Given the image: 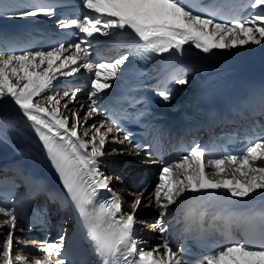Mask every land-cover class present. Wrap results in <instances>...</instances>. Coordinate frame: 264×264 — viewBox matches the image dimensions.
Segmentation results:
<instances>
[{
    "label": "snow or ice",
    "instance_id": "6c2138e0",
    "mask_svg": "<svg viewBox=\"0 0 264 264\" xmlns=\"http://www.w3.org/2000/svg\"><path fill=\"white\" fill-rule=\"evenodd\" d=\"M81 4L83 9L88 10L82 17L59 21L60 28H75L84 34L79 42L70 46L75 49L72 54L66 57L63 55L68 51L63 43L51 50H25L20 54L0 48V99L10 97L32 123L68 197L84 221L87 237L96 255L101 258V264H119L122 248L126 247L132 253L137 251L132 234L137 223L135 210L141 205V200L137 198L131 202L133 212L130 213L123 212L121 201L115 194L109 200L94 204L100 190L112 192L111 178L99 171L98 163L99 158L106 154L105 145L110 138L109 134L116 128L115 123L93 124L82 137L79 134L80 118L76 116V123L70 127L69 119L63 117L59 111L60 101L56 97H46L49 104L57 106L51 111L34 102L35 98L41 97L52 87L57 73L72 75L81 66L95 73V79L91 82L93 91L90 98L111 87L108 81L116 78L120 66L128 56L92 62L89 59L91 54L87 38L96 33L108 36L116 30L120 33L131 30L143 42L145 51L156 54L168 53L173 49L182 53L184 45L189 43L207 54L213 49L264 43V10L247 18L233 17L224 22L214 17L225 14V0H215L214 3L202 5L195 10L190 6L189 0H81ZM249 6H264V0H249ZM17 14L27 17L51 16L53 9L50 5H38ZM57 61L60 63L57 64ZM72 65L77 67H70ZM66 68L69 70L62 71ZM176 82L187 83L183 78H177ZM67 95L66 92L65 96ZM160 95L164 100L169 99L166 91H161ZM92 105L88 116L98 111L95 100ZM63 107L67 108V104ZM101 129L105 131L102 132ZM93 130L94 134L89 138V133ZM128 139L125 135L123 140L116 139L115 142L123 143ZM133 147L139 154L141 146L137 144ZM226 162L238 165L231 170L233 178L210 179L229 171L225 167ZM206 167L215 171L206 172ZM178 170L182 175L172 179ZM235 173L244 177L243 182L235 177ZM258 188L264 189V139L250 144L239 155L222 158L208 157L199 146H193L188 155L180 157L174 164L168 163L162 169L160 183L155 188L154 201L160 210V217H163L169 205L176 203L186 191L199 193L224 189L232 197L244 198ZM0 212L6 217L9 215L3 207H0ZM0 223L10 224L13 231L16 229L15 216ZM150 227L153 230L158 229L161 234L167 231L162 220H157ZM6 235V241L0 242V260L3 264H28L23 255H15V261L13 260V233L9 231ZM260 240L259 246L250 245L243 240L231 241L211 254L188 258L183 254L178 255L168 239L164 238L162 244L153 250H139L138 260L128 261L127 256L124 260L126 264H264V228L261 229ZM62 246V237L57 243H48L41 249L43 258H36L35 264H65V260L60 258ZM161 247L163 254L160 253ZM53 254L57 258L53 259Z\"/></svg>",
    "mask_w": 264,
    "mask_h": 264
},
{
    "label": "bare ground",
    "instance_id": "6f19581e",
    "mask_svg": "<svg viewBox=\"0 0 264 264\" xmlns=\"http://www.w3.org/2000/svg\"><path fill=\"white\" fill-rule=\"evenodd\" d=\"M47 1H51V0H47ZM79 1H81V0H79ZM245 1L249 2V0H245ZM32 6H35L33 0H0V31L10 32V31H15V30L22 31L25 29L38 28L39 26H45L46 24H50L52 21L56 20V18L52 15L51 16L38 15L35 17H27V16H20L17 14V13H20V12H22V11L26 10L27 8L32 7ZM249 10L253 11V10H256V8L250 7ZM261 10H263V9H261ZM86 11H88V10L80 8L78 10L77 14L83 15V13ZM71 29H75V28H71ZM126 31L127 30H125V32ZM125 32L120 33L117 30V35L115 38H116V41L120 47L123 46V44L127 41L126 37H125ZM81 34H83V33H81ZM11 37L12 38H19L20 36L19 35H12ZM115 38H114V40H115ZM116 41L114 43H116ZM185 46H187L193 50H197L198 52L202 53L208 59L209 65H208V67H206L203 65L192 64L190 66L191 70H190L189 76H187L188 79L190 80V81L188 80L189 83H187V85H181L183 87H181L180 84L175 85L173 87L175 100L171 104V107L175 108L177 106H180V110H181L183 104L191 99L192 93L196 89H199L203 84L207 83L208 81L218 82V81H223L227 78H232L234 76H237L239 73L247 70L248 67L259 64V63L261 64L264 62V43H261L259 45H253V44L237 45L234 48H226V49H213L212 52L207 53V54L203 53L201 50L197 49L191 43L186 44ZM69 49H71V47H68V51H69ZM108 52L110 53L109 55H116L118 51L117 50H109ZM111 52L115 53V54H111ZM109 55H108V57H109ZM123 72H124V64H122L120 66V71L117 73L116 78L110 79L108 81V82L113 81V84L111 85V87L104 89L103 92H101V94L99 93L98 97L95 98L97 108L99 107V101L101 100V98L105 94H107L108 92H110L112 90V87H113L115 81L118 79L119 75H121ZM262 79H264V77H262ZM180 88H184L185 90L183 92H180V94H179L177 92L181 91ZM189 89H190V91H189ZM6 98L7 97L0 99V164H3L6 161H15L19 164L24 165V163H26V161L23 159V156H24L26 150L33 151L35 153V155L37 156V160L45 162V158H44L43 154L39 153L37 151V149L32 146V144L30 143V141L27 138H25L24 136L19 134L17 132V130L11 126L10 122H11V119H13L14 117H22V118H26V117L23 115L22 110L19 109V106L16 105L11 98H8V99H6ZM74 101H75L74 108L77 107L76 106L77 104L82 102V101H80V99L78 101L77 100H74ZM40 106L44 107L42 104H40ZM103 110H104V108L98 109L97 113H98L101 121L104 122L105 124H108L106 122V120L104 119V113L102 112ZM94 114H96V112H94ZM90 117L91 116H88L89 120H91ZM97 121L98 120H93L92 121L93 123H91V124H94ZM75 122H76V119H75ZM103 130L105 131V129H103ZM85 131H86V129H85ZM109 137L110 138L108 139L107 143H108V148L110 149V151L108 152L107 158H112V159H109L108 164L113 165V167L110 166L112 168V170L110 167L109 168L111 170L110 175L111 174L112 175L114 174V175H113V178L110 180V187L112 189V192H109L107 190H104V191L107 193V195L109 196L110 199L113 196V194H115L116 197L121 201L123 212L125 211V213H130V212H133L132 205H128L127 199L126 198L123 199V198H121V195L120 196L118 195V193L115 191L116 186L114 187V185H116V183L119 181L123 184H127L130 186H132V184H134V186L132 188L140 190L143 186V183H144L143 181H145V180L150 181V182L152 181V176L154 174L155 169L144 168V167H147V166H144L141 169L136 170V171L131 170L130 173H131L132 178H130L131 180L130 179L126 180V175H127L128 171H126V169H124V167H129L130 163H132V164L134 163V164H136V166H137V164H141V165H152L153 164V165H156V164H158V161H155L154 163L144 162V161H142L143 159H141L142 156L140 154L132 152L126 144L116 143L115 140L116 139L120 140V135L118 134L117 130H115V129H114L113 133L109 134ZM113 149H115L116 151H113ZM124 154H126V156L127 157L129 156V157L127 158L125 156L126 159H124L123 158ZM127 154H129V155H127ZM163 161H164V163H162V164H164V167L168 163L174 162V160H172V157L168 158V156H166V158ZM104 164H105V162L101 161V158H99L98 168H100ZM205 164H206V161H205ZM225 167L229 169L228 172H222L220 174V176L210 177V179H213V180H216V179L231 180L233 178V175L231 174V170L234 169L235 167H238V165H230L226 162ZM205 171L206 172H213V171H215V169H212L210 167H206ZM177 173H178V171H177ZM103 175L107 176L105 174H103ZM234 175L237 179H239L241 182H243L244 177H241L239 175V173H235ZM132 180H135V183L132 182ZM138 183H139V188L137 187ZM143 189L146 190L147 188L145 187ZM216 191L230 195V193H228L224 189L208 190L207 192H216ZM148 192H146L145 194H147ZM195 193L196 192L186 191L181 197H179L177 199L176 203L169 205L168 209L166 210V215L163 216V219H161L165 228L168 226L167 223L170 220L176 219L175 218V215L177 214L176 209H175L176 205L181 200H183L189 196L193 197ZM140 195L141 194L139 193V195H137L136 198H140L141 197ZM237 198L241 199L242 201H252V202L264 201V189L258 188L254 192L250 193L248 197H244V198L237 197ZM152 199H153V196L145 197V199L142 198L143 207H141L140 210L138 208L135 210V217H136V220L138 222L137 225H146L147 220L151 219V217H149L150 215L148 214L147 208H145V206L151 205L153 202ZM146 202H148V203L146 204ZM171 215L173 217L170 219L169 217ZM4 217H5L4 213L0 212V221L4 220ZM55 219L58 220L59 216H57ZM69 225L70 224H67V227H69ZM7 227H11V225L0 223V234H2L4 232L3 230H5ZM134 229H137V226L136 227L134 226ZM168 229H169V226L167 228V231H168ZM57 231H60V226L58 227ZM167 231H166V234H167ZM12 233H13V236L17 235V238H19L21 236L26 237V235L29 236L28 240L26 239V241L22 240L20 242V243H25V244L24 245L20 244L19 246H17L16 251H18V253H20V255H23L26 258V260L31 259L32 262L30 264H35L36 257L43 254L41 249L45 248L47 244H43L42 239L39 237H36L33 232L22 231L21 227H19V226H16L15 231L12 230ZM62 233L56 234V236L53 239L56 240V242H59V240L62 237L61 236ZM132 235H133L132 236L133 241L136 244V243H139L137 241L138 235L142 236L143 234H141L137 230ZM143 236L144 237H141L139 239L140 243L142 244L141 248L138 247V244H136V248L138 249V253H139V250H141V249L145 250L144 249L145 243L147 246L148 245L150 246V244H149L150 240H148L149 238L146 236V234ZM63 237H64V239H63L62 249L66 244L65 234ZM155 240H156V238H151V242L154 241V243H156ZM143 241H145V242H143ZM149 246L146 247V249H148L147 251L154 249L152 246L151 247H149ZM62 249H61V251H62ZM160 250H161L160 253L163 254V248L162 247ZM61 251H60V253H61ZM39 253H40V255H39ZM27 254H29V255H27ZM154 255H155V253H154ZM55 258H57V257H55V255L53 254V259H55ZM13 260L15 261V258Z\"/></svg>",
    "mask_w": 264,
    "mask_h": 264
},
{
    "label": "rangeland",
    "instance_id": "374dc122",
    "mask_svg": "<svg viewBox=\"0 0 264 264\" xmlns=\"http://www.w3.org/2000/svg\"><path fill=\"white\" fill-rule=\"evenodd\" d=\"M261 9L264 10V6H260V7L256 8L257 11L253 10L252 14L255 13V12H259V10L262 11ZM80 35H82V34H80ZM116 35H117V30L114 31L112 35L104 36V35H100L99 33H96V34H94L93 38L92 37L87 38L88 41H89V44L87 46H88L89 52L91 54L89 59L91 60V57H92V58H94V60H91V61L92 62H97V61H101L103 56H106V58H108V55L110 53L105 54L107 49L116 50L115 49L116 46L120 47L119 44L116 41V38H115ZM83 36H84V34H83ZM83 36H81V38ZM114 38H115V40H114ZM115 41H116V43H114ZM111 48H113V49H111ZM73 52H75V49L71 48V49H69V51H66L65 54H63V55L66 57V56L72 54ZM97 54L99 55V58H101V59H96L95 58ZM111 54H115V53L111 52ZM117 55H118V52H117V54L115 56H117ZM59 63L60 62L57 61V64H59ZM82 63H83V61H81V65H82ZM45 67H46V65H45ZM70 67H77V66L76 65H72ZM68 70L69 69L66 68V69H63L62 71H68ZM94 79H95L94 71L93 72H89L88 70L84 69L82 66L79 68V71L74 72L72 74V76L71 75H60L59 73H57L56 78L52 81V87L49 90H47L45 93H43L41 97L35 98L34 102H38L39 104H42L44 107L48 108L49 110H52L54 107H57V106L54 105V104H49V102L47 101L46 97L49 96V95L56 97V99H58L60 101L59 111H60V113H61V115L63 117H67L69 119V126L70 127L76 123L75 122V119H76L75 117L76 116H78L80 118L79 134L81 136H83V133L85 132V129L88 130L93 125V124H91V123H93L92 122L93 120H98L97 122L94 123L96 125H99L102 122L97 112H96V114L92 113V115L90 117L91 120L88 119V111H89L90 107L93 106L92 105V101L95 100V98L98 97V95H99L98 94L96 97H91L90 98L91 92L93 91L92 86H91V82ZM101 79L102 80L104 79L103 75L101 76ZM184 79L187 81V83H189L190 80L188 79L187 76ZM108 83H110V85H112L113 81H110ZM187 83L180 84V86L181 85H187ZM181 87H183V86H181ZM180 90L181 91H178L177 93L180 94V92H183L185 89L184 88H180ZM189 91H190V89H189ZM66 92L68 93L67 96H65ZM73 96H74V99H73ZM5 97H7V96H5ZM8 98H10V97H7L6 99H8ZM79 99L82 102L77 104L76 105L77 107L74 108V104H75L74 100L78 101ZM65 104H67V108L63 107V105H65ZM73 113H75V116H73ZM101 131L103 132L104 130L101 129ZM93 134H94V130L89 133V138ZM104 151H105L106 154L104 156L100 157V158H101V161L105 162V164L99 168V171L102 174H105V175H107V177H110L112 179L114 174L110 175V173H111V170H112L111 167H113V165L108 164L109 159H112V158H107L108 152L110 151V149L108 148V143H106ZM127 155H129V154H127ZM125 156H126V154H124V156H123L124 159H126V157H127V156L126 157ZM144 166H147V165L139 164V166H135L134 163L133 164L130 163L129 167H124V169H126V171H128V173L126 175V180H129L130 178H132L131 173H130L131 170L136 171V170L141 169ZM109 167L111 168V170H110ZM144 168L155 169V171H154V174L152 176V181L151 182L148 181L147 184L142 186V188L140 189L141 191L132 188L134 186V184H132V186H130V185H127V184H123V183H121L119 181H118L119 183L117 182L116 185H114V187L116 186L115 187L116 188L115 191L118 193L119 196L121 195V198H123V199L126 198L127 199L128 205H132L131 202L134 201L135 199H137L136 196L139 195V193H140L141 197L139 199L141 200V205L138 207L139 210L141 209V207H143L142 198L145 199V197L153 196L152 204L145 206V208H147V212L150 215L149 217H151V219L147 220V224L146 225H137L138 224V222H137L135 224V227L137 226L138 232H140L141 234H143V235L146 234V236L149 238L148 240H150L149 241L150 246L149 245L148 246L149 247L152 246L155 249V248H157V246L162 244L163 239L166 238V236H167L166 232L161 234L158 229L157 230H153L150 227V225L153 224L154 222H156L157 220L163 219V217H160V210L155 206L154 193H155L156 186L160 183V174L162 172V169L164 168V165L162 163L161 164L159 163V165L158 164H156V165H148L147 167H144ZM180 175H182V172L178 170V173L177 172L174 173L172 179H176L177 176H180ZM132 182L135 183V180H132ZM137 187L139 188V183H138ZM145 187L147 188L146 190L143 189ZM146 192H148V193L145 194ZM161 195H162L161 199H163V193ZM147 203L148 202H146V204ZM124 213H125V211H124ZM166 228H168V226ZM3 231L4 232L2 234H0V242L6 241V239H7V235L6 234L9 231H12V228L11 227H7ZM143 235L142 236L138 235V240L137 241L139 243H136V244H138V247H140V248H141L142 244L140 243L139 239L141 237H144ZM24 237L25 236H21V237H19L20 238L19 239V238H17V235L13 236V238H14L13 239V246H12V252L14 253L13 259L15 258V255H20V253H18V251H16V248L20 244H23V245L25 244V243H20L22 240L26 241L27 238L26 237L24 238ZM151 238H156V240H155L156 243H154V241L151 242ZM143 242H145V241H143ZM148 246L146 245V243L144 244L145 251L148 250V249H146V247H148ZM151 250H153V249H151ZM160 252H161V250H160ZM27 255H29V254H27ZM43 255H44V253L42 255H40V256H37L36 258H38V257L39 258H43ZM27 261H28V264H30L32 262L31 259L27 260ZM0 264H3L2 260H0Z\"/></svg>",
    "mask_w": 264,
    "mask_h": 264
}]
</instances>
